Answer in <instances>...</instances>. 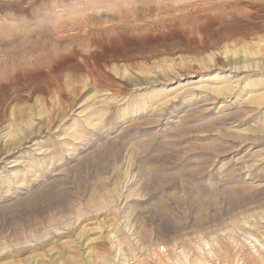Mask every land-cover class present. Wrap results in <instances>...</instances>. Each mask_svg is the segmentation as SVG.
<instances>
[{"label": "rangeland", "instance_id": "obj_1", "mask_svg": "<svg viewBox=\"0 0 264 264\" xmlns=\"http://www.w3.org/2000/svg\"><path fill=\"white\" fill-rule=\"evenodd\" d=\"M0 264H264V0H0Z\"/></svg>", "mask_w": 264, "mask_h": 264}, {"label": "bare ground", "instance_id": "obj_2", "mask_svg": "<svg viewBox=\"0 0 264 264\" xmlns=\"http://www.w3.org/2000/svg\"><path fill=\"white\" fill-rule=\"evenodd\" d=\"M216 76H217V75H216ZM213 78L216 79L217 77H215V76H214V77H208L209 80H210V79L212 80ZM225 80H227V79H225ZM232 85H233V84H232ZM235 85H236V84H235ZM234 88H235V87H234ZM234 88H233V89H234ZM227 92H228V91H227ZM246 92H247V91H246ZM77 137H78V136H77Z\"/></svg>", "mask_w": 264, "mask_h": 264}]
</instances>
